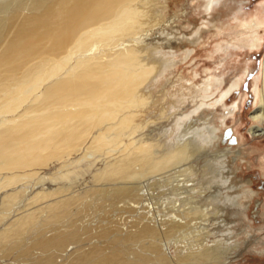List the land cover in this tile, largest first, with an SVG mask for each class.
Here are the masks:
<instances>
[{"label":"bare ground","instance_id":"obj_1","mask_svg":"<svg viewBox=\"0 0 264 264\" xmlns=\"http://www.w3.org/2000/svg\"><path fill=\"white\" fill-rule=\"evenodd\" d=\"M168 2L0 0V264H225L237 247L222 212L248 191H228L220 129L195 118L234 85L208 104L211 79L166 80L179 57L151 39ZM245 29L259 48L264 18ZM260 79L253 139L264 60Z\"/></svg>","mask_w":264,"mask_h":264},{"label":"rangeland","instance_id":"obj_2","mask_svg":"<svg viewBox=\"0 0 264 264\" xmlns=\"http://www.w3.org/2000/svg\"><path fill=\"white\" fill-rule=\"evenodd\" d=\"M168 5L166 22L162 26L164 31L154 30L151 39L153 45L164 47L162 54L171 46L174 50L169 51H176L179 57L180 61L170 74L171 79L168 75L166 80L169 78L171 84L181 76L202 85L211 79L213 93L208 104L218 100L221 93L234 85L223 104L205 107L195 116H199L201 122L209 119L220 129L219 143L210 151L228 150L226 172L232 174L228 191L235 195L248 191L247 198L241 200L243 211L229 207L222 212H225L222 225L231 228L225 236L231 237L229 243L237 244L225 264H264V136L253 139L249 133L255 124L251 113L257 105L261 85L264 30L260 29L259 48L252 50L248 47L249 36L245 34L247 23L254 18H264V0H214L209 11L205 9L204 0H169ZM187 51L188 58L184 59ZM168 89L169 86L160 91L159 97ZM191 106L192 103L184 107L181 113L194 109L195 106ZM165 125L168 128L171 123ZM73 170L78 176L72 178L77 184H84L96 167L86 162ZM49 173L45 172L46 175Z\"/></svg>","mask_w":264,"mask_h":264}]
</instances>
